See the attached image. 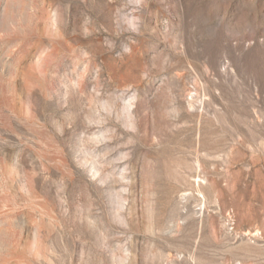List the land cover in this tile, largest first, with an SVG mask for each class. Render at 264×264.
Instances as JSON below:
<instances>
[{
  "label": "rangeland",
  "instance_id": "obj_1",
  "mask_svg": "<svg viewBox=\"0 0 264 264\" xmlns=\"http://www.w3.org/2000/svg\"><path fill=\"white\" fill-rule=\"evenodd\" d=\"M0 264H264V0H0Z\"/></svg>",
  "mask_w": 264,
  "mask_h": 264
}]
</instances>
